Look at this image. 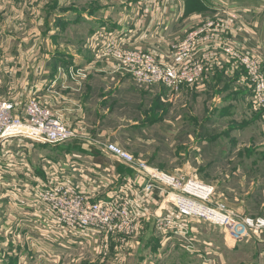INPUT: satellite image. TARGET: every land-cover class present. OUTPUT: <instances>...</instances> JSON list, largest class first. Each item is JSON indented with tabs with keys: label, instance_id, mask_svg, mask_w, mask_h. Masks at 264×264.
<instances>
[{
	"label": "crops",
	"instance_id": "obj_1",
	"mask_svg": "<svg viewBox=\"0 0 264 264\" xmlns=\"http://www.w3.org/2000/svg\"><path fill=\"white\" fill-rule=\"evenodd\" d=\"M199 2L200 9L192 10L186 0H92L89 2L88 7H85V11L81 9L85 12L84 15H81L77 10H74L73 13V9L61 5L59 2L54 7H49L47 3V5L44 4L40 8V11H37V24L34 23L36 27L33 26L30 33L33 35L30 37V42L40 43L39 50L24 53L22 49L29 46L20 43L16 52L10 51L1 56L0 68L3 73L0 74V98L16 99L22 104L29 98L34 97L44 105L57 108L64 114L66 122L74 132L75 137L70 142L60 146L49 147L37 144L27 147L24 151V158L26 165L31 167L32 170H28L26 173L20 167L21 159L16 157L18 152L16 146L10 148L11 155H4L3 160L0 161V184L15 191V193L8 191L6 196L0 197V208L4 207L1 209L0 214V257L3 252L14 248L8 240L10 232L8 229L11 225L21 235L25 232L22 225H20L21 220L18 223L17 221L30 214L31 189L37 183L47 182L52 175L60 174L65 166L72 163H82L89 169L92 166L91 169L93 170L109 168L112 176L124 173L134 176L135 171L118 163L102 151L104 150L102 148L103 143L113 142L118 144L126 150H131L138 159L143 161L146 160L143 159L144 156L141 155V150H152L151 136L147 135V131L152 129V114L149 115L150 120L147 119V122L151 124V126H148L140 119L129 120L124 116V113H116L115 115L114 111L111 110V104L121 100L120 94L134 86L132 81L123 75L113 74V66L110 62L98 60L95 55V46L91 48L89 40L80 41L78 44L65 45L68 36L67 31L73 27L77 30L76 26L81 25L83 19L90 27L88 33L92 38V42L93 35L100 28L102 30L100 33H103L99 34L100 37L104 36V32L131 30L132 36H130V39L134 47L152 49L158 46L164 50L166 55L170 56L174 52V50H170L180 44L187 33L206 17V15L200 13L203 8V0H199ZM223 7L228 9L237 8L241 13L240 26L245 31L240 30L235 34L238 41L244 43L253 52L263 54L264 5L260 4L255 9L252 8L251 4L244 3L241 0H218L215 8L212 9L213 14L215 15L217 10ZM189 9L196 12L192 13ZM145 11L148 13L146 14ZM91 38L89 39L91 40ZM96 38L97 36L94 40ZM26 42L27 40L24 43ZM70 69H85L89 76L86 80L72 81L68 77ZM28 88H30V91ZM20 90H26L30 95L24 98L18 92ZM192 91H195L196 94L211 93L213 99L219 105L224 101H232V104L245 101L252 102V94L246 77L240 73L231 75L230 73L215 71L209 74L208 78L197 87L182 91L180 97L184 96V92L189 93ZM250 109L252 110V108ZM252 114V125L258 122L257 120L264 122V115L255 113L253 110ZM114 115L117 117H114ZM113 117L117 122L116 126H107V121ZM179 124L178 119L175 123H168L165 126L169 128V131L164 132V136L169 137L171 145L177 134ZM77 150H98L100 156L95 157L97 152L95 154L90 152V157L78 156L80 153ZM17 190L18 193H16ZM153 229L152 222V231L150 229L143 232V238L137 244L136 240L130 243L132 247L138 246L136 264H178L177 257L179 254H189L184 240L179 238L162 240L156 237ZM213 232L219 235L217 231ZM200 234L203 233L196 225L191 234L195 246L197 236ZM21 235L16 237L15 243L18 239H23ZM262 236L259 247L264 250V235ZM224 237L229 243L227 247L231 249L236 246V242L232 241L226 232ZM117 241L110 242V244L112 243L110 251L111 254H114V257L119 258L118 247L120 245ZM139 242H141V247L138 245ZM172 242L175 243L172 244ZM36 244L41 243L36 242ZM210 245L217 251L209 248ZM219 245L220 243L215 241L205 242L199 247L197 245L195 253H193L196 262L210 264L209 261H204L206 253L201 255L203 254L202 247H205L204 249L208 248L209 251L212 250V257H208L211 264H215L217 261L222 262L223 250L222 246ZM131 246L129 245L128 248ZM243 246L244 244H239L236 249L240 250L246 247ZM7 247L9 249H6ZM21 247L23 248V246ZM35 248L36 251L43 252L41 258L47 252L55 250L44 243L41 247L36 246ZM160 254H164L162 260L159 259ZM9 255L11 254L5 253L3 255L4 264H22L21 257L17 260ZM171 256H175L176 259H172ZM118 258L111 262L109 260L108 264H128L126 257L120 260ZM180 262H182L181 264L189 263L188 259H181Z\"/></svg>",
	"mask_w": 264,
	"mask_h": 264
},
{
	"label": "built area",
	"instance_id": "obj_2",
	"mask_svg": "<svg viewBox=\"0 0 264 264\" xmlns=\"http://www.w3.org/2000/svg\"><path fill=\"white\" fill-rule=\"evenodd\" d=\"M240 21L237 8L218 9L214 16L204 17L192 28L170 56L158 46L134 47L125 31L104 32L103 40L95 44V55L100 61L111 62L113 74L123 75L137 86H162L171 91L195 88L216 70L231 72L239 68L245 71L255 108L264 111V59L236 40L235 34L242 30ZM88 76L85 69L68 72L72 81ZM74 137L57 108L34 97L22 104L16 99L0 98V161L16 146V157L26 173L32 170L24 158L27 147L59 146ZM102 148L136 174L112 176L109 168L91 170L82 163H72L31 189L33 226L46 229L57 246L132 235L142 222H153L157 238L184 240L192 253L193 224L222 228L234 242L251 236V221L215 201L214 186L197 176L163 171L115 143H104ZM254 229V234L263 230L261 226Z\"/></svg>",
	"mask_w": 264,
	"mask_h": 264
},
{
	"label": "rangeland",
	"instance_id": "obj_3",
	"mask_svg": "<svg viewBox=\"0 0 264 264\" xmlns=\"http://www.w3.org/2000/svg\"><path fill=\"white\" fill-rule=\"evenodd\" d=\"M91 1L0 0V58L7 52H16L20 43L29 46L22 49L24 53L27 51L34 52L32 50H36L37 52L39 50L40 43L30 42V37L33 36L30 33L33 30V26L36 27L34 23L37 24V11H40V8L44 4L47 5L48 3L49 7H51L59 2L61 5L73 9V13L74 10H77L81 15H84L85 12L83 11H85V7H88ZM186 1L192 10L200 9L199 0ZM217 1L203 0V8L200 13L206 16L214 15L212 9L215 8ZM241 1L251 4L252 8L260 4L264 5V0ZM190 12L195 13L196 11L190 10ZM145 13L147 14L148 12L145 11ZM83 20L81 25L76 26L77 30L73 27L67 31L68 36L64 43L65 45L78 44L80 41L87 39L91 48H93L102 38L99 35L103 34L100 33L102 31L100 28L97 30L99 33L92 34L94 36H92V42V38L88 33L90 27ZM244 31L242 29V32ZM125 32L128 36H132L131 30ZM96 36L98 38H96L97 41L96 39L94 40ZM26 40L28 43H24ZM236 40H238L237 36ZM173 50L175 48L170 51ZM259 54L264 59V53ZM216 72H225L231 75L240 73L246 77L245 71L239 68L231 72L227 70H216ZM1 73L3 71L0 68ZM133 85L120 94L121 100L111 104V110L114 111L115 115L116 113H124V116L129 120L140 119L148 126H151V124L147 122V119L149 121V115L152 114V129L147 131V135L151 136L152 150H141V155L144 156L143 159L148 161V163L150 162V165L163 171L183 177L197 176L202 182L214 186L216 190L215 201L225 203L231 210L249 219L253 225L250 231L251 236L244 241L236 242V246L234 245L235 247L230 249L227 247L229 243L225 240L224 229L204 223L193 224V227L198 225L201 233H203L197 236L196 246L195 241L192 242L193 249L196 250L197 245L199 247V245H203L205 242L215 241L216 243H220L223 250L222 262L217 261L215 264H264V250L259 247L260 238L264 235V122L257 120L258 122L255 124L252 125L251 123L252 115L254 114H252V110L255 113H260L262 116L264 115V111L255 108L251 89V103L245 101L232 104V101H224L219 105L213 99L211 93L196 94L195 91L184 92V96L180 97L182 91H185V89L192 90L193 88H181L178 91H171L162 86H137L135 83ZM28 89L30 91V88ZM22 91L18 92L24 98L30 95L28 91ZM9 97L11 96L9 95ZM176 97H178L177 100H175ZM115 115L114 117H117ZM114 117L107 121V126H116L117 122ZM178 119L180 123L179 128L171 145L169 137L164 136V132L167 133L169 131V128L165 126L168 123H175ZM77 151L80 153L78 156L82 157H90V152H94V154L97 152L95 157L100 156L98 150ZM127 151L137 158L131 150ZM8 191L15 193L12 188L0 184V197L6 196ZM16 193H18V190ZM2 208H0V214ZM29 215H33V210H31ZM29 215L17 221L18 223L21 220L20 225H22V229L25 231L23 235L20 232H16V229L12 227L13 225H11L12 229H10L11 227L8 229L10 231H8V240L14 248L2 253L0 257L1 264L5 263L2 259L5 253L11 254L9 256H13L17 260L21 257L22 264H103L104 262L108 264L109 260L111 262L118 258L117 256L114 257V254H111L110 251L112 243L116 240H118L117 243L120 245L118 247V253L120 254L118 259H125L124 257H126L128 264H136L138 246L132 247L130 243L136 240L137 244L143 238V232L150 229L152 231V222H142L135 228L132 235L111 238V240L103 242L83 243L79 242L81 241L79 240L72 244L64 243L57 246L56 243L50 240L51 235L46 229L33 227V222L29 218ZM257 226H261L263 230L259 234H254V228ZM212 231H217L219 235L215 232L212 233ZM19 235H21L24 241L18 239L15 243L16 237ZM47 240L51 241V244ZM36 242L41 244H36ZM110 242L112 243L110 244ZM42 243L55 249L54 251L47 252L43 258L40 257L43 255V252H38L35 248L36 246L41 247ZM174 243L172 242V244ZM140 244L141 242L138 243L139 246ZM239 244H244L246 247L237 250L236 248ZM129 245L131 246L130 248H128ZM204 248L202 247L203 254L201 255L206 253L204 261H209L211 264V260L208 257H212V250L217 251V249L212 246L209 247L212 249L210 251L208 248ZM6 249H9V247ZM188 253L192 255L179 254L177 257L178 264L182 263L180 262L181 259H188V264H199V262H196L192 251H188ZM18 256L19 258H17ZM163 256L164 254H160L159 259L162 260ZM171 258L176 259L175 256H171Z\"/></svg>",
	"mask_w": 264,
	"mask_h": 264
},
{
	"label": "trees",
	"instance_id": "obj_4",
	"mask_svg": "<svg viewBox=\"0 0 264 264\" xmlns=\"http://www.w3.org/2000/svg\"><path fill=\"white\" fill-rule=\"evenodd\" d=\"M51 7H54V6H51Z\"/></svg>",
	"mask_w": 264,
	"mask_h": 264
}]
</instances>
